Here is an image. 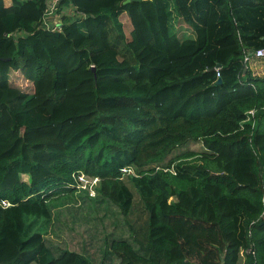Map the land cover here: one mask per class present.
Instances as JSON below:
<instances>
[{
    "label": "trees",
    "instance_id": "1",
    "mask_svg": "<svg viewBox=\"0 0 264 264\" xmlns=\"http://www.w3.org/2000/svg\"><path fill=\"white\" fill-rule=\"evenodd\" d=\"M125 1L0 0V264H95L44 235L82 173L145 218L99 264H264V0Z\"/></svg>",
    "mask_w": 264,
    "mask_h": 264
},
{
    "label": "rangeland",
    "instance_id": "2",
    "mask_svg": "<svg viewBox=\"0 0 264 264\" xmlns=\"http://www.w3.org/2000/svg\"><path fill=\"white\" fill-rule=\"evenodd\" d=\"M75 7L76 5L64 7L59 14L61 19L63 15L73 13ZM256 67L263 74L264 63L257 64ZM202 149V142H191L175 150L174 156L177 157L174 160L183 164L200 163L199 151ZM189 151L194 154L187 155ZM184 152L186 154H182ZM24 178L27 176L24 175ZM136 202L137 210L132 215L131 224H128L118 206L90 198L89 190L85 188V181H82L79 190L75 193L55 197L50 202L52 220L49 228L44 231L45 239L57 254L69 249L83 253L95 264H99L106 257L107 244L114 237L127 238L136 244L134 240L137 238L136 229L144 224L145 220L138 216V209L141 206L138 194ZM243 261L244 257L241 259V264Z\"/></svg>",
    "mask_w": 264,
    "mask_h": 264
},
{
    "label": "built area",
    "instance_id": "3",
    "mask_svg": "<svg viewBox=\"0 0 264 264\" xmlns=\"http://www.w3.org/2000/svg\"><path fill=\"white\" fill-rule=\"evenodd\" d=\"M61 0H48V8L44 14L43 17V26L52 31H60L61 30V25L59 19V14L57 13V10L59 9ZM256 57H264V48L258 49L255 53ZM252 54L251 53H246L245 55V62H249L251 59ZM218 76L220 77V72L218 69ZM250 113L254 115L255 110H251ZM172 171L174 170L173 168L171 169ZM124 173H134V170L132 168H126L124 170ZM77 179L82 182L85 181V188L89 190L90 196H95L96 195V186L98 185L100 178L95 176V177H88L86 178L85 174H78ZM87 182V183H86Z\"/></svg>",
    "mask_w": 264,
    "mask_h": 264
},
{
    "label": "crops",
    "instance_id": "4",
    "mask_svg": "<svg viewBox=\"0 0 264 264\" xmlns=\"http://www.w3.org/2000/svg\"><path fill=\"white\" fill-rule=\"evenodd\" d=\"M12 1H13V0H5V3H6V5H11ZM59 17H60V15H59ZM256 65H257V64L253 62V63L250 65V67H251V69H252L253 71H255V73H257V74H261L260 71H258V70L256 69V68H257ZM262 73L264 74V72H262Z\"/></svg>",
    "mask_w": 264,
    "mask_h": 264
},
{
    "label": "water",
    "instance_id": "5",
    "mask_svg": "<svg viewBox=\"0 0 264 264\" xmlns=\"http://www.w3.org/2000/svg\"><path fill=\"white\" fill-rule=\"evenodd\" d=\"M129 1H131V0H126L125 2H129ZM138 1H140V0H138ZM9 58H4L3 60H8ZM93 70L95 71L96 70V67H93ZM222 81V79L221 78H219V80H218V82L220 83Z\"/></svg>",
    "mask_w": 264,
    "mask_h": 264
},
{
    "label": "clouds",
    "instance_id": "6",
    "mask_svg": "<svg viewBox=\"0 0 264 264\" xmlns=\"http://www.w3.org/2000/svg\"><path fill=\"white\" fill-rule=\"evenodd\" d=\"M133 169V168H132ZM89 177H95V176H89ZM98 177V176H97ZM100 181H101V179H100ZM100 181H99V183H98V185L96 186V188L100 185ZM96 192H97V190H96ZM89 196H90V194H89ZM97 196V193H96V195L95 196H91L92 198H94V197H96Z\"/></svg>",
    "mask_w": 264,
    "mask_h": 264
}]
</instances>
